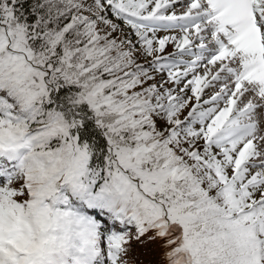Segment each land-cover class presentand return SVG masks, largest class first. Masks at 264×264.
<instances>
[{"label": "snow or ice", "instance_id": "1", "mask_svg": "<svg viewBox=\"0 0 264 264\" xmlns=\"http://www.w3.org/2000/svg\"><path fill=\"white\" fill-rule=\"evenodd\" d=\"M0 264H264V0H0Z\"/></svg>", "mask_w": 264, "mask_h": 264}]
</instances>
